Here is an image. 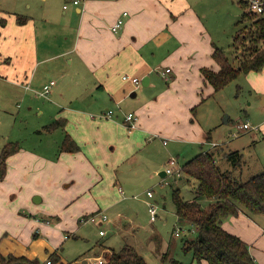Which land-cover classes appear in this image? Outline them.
<instances>
[{"label":"crops","instance_id":"1","mask_svg":"<svg viewBox=\"0 0 264 264\" xmlns=\"http://www.w3.org/2000/svg\"><path fill=\"white\" fill-rule=\"evenodd\" d=\"M57 1L59 5L55 0H41L39 5L33 0H0V108L6 110L15 98L23 104L18 111L22 121L36 117L29 138L19 140L5 160L0 179V253L35 264L52 253L57 256L52 264L61 262L59 242L76 234L78 218L95 210L104 212L101 207L113 205L114 195L124 189L132 191L141 175L158 172L160 182L170 184L163 169L167 161L160 157L162 146L188 144L190 154L195 153L187 155V161L200 151L214 152L218 144L211 133L219 124L217 110L206 120L196 118V107L219 91L213 92L200 71L219 67L211 56L217 46L211 22L220 20L215 0ZM123 10L128 13L114 32L110 26ZM166 67L170 69L162 73ZM153 71L166 83H158ZM242 73L236 88L250 87L261 115L254 121L251 147L234 150L241 170L248 164L244 157L250 156L260 172L264 171V65ZM51 80L48 93L41 94ZM109 108L112 115L103 116ZM129 111L136 117L131 128L124 118ZM54 118L64 119V126L45 130L43 126ZM229 118L226 115L225 120ZM66 134L78 145L75 151L59 149ZM183 177L192 180L184 173L172 179ZM52 200L54 206H47ZM120 218L107 217L96 225L112 221L120 228ZM221 224L249 244L256 264H264V231L247 213L240 210ZM105 233L106 229L101 235ZM189 253L188 264H208ZM88 263L82 259V264Z\"/></svg>","mask_w":264,"mask_h":264},{"label":"rangeland","instance_id":"2","mask_svg":"<svg viewBox=\"0 0 264 264\" xmlns=\"http://www.w3.org/2000/svg\"><path fill=\"white\" fill-rule=\"evenodd\" d=\"M33 1L36 5L41 3V0ZM55 1L59 5V2ZM244 1H214L215 6L217 5L219 8L216 10L220 11L217 15L220 20L214 18L211 22L213 23L212 29L215 32L214 39L217 46L222 48L229 58H233L235 54L243 53L242 47L234 48L233 35L237 28L236 21L243 9H248ZM241 41L243 45H248L249 43H246L244 39ZM152 74L158 77V83H166L156 72L153 71ZM242 81L243 73H239L213 96L206 97L196 107V118H202V121L206 120L212 110H217V121H219V124L211 129L212 140L218 143L215 153H213L215 159L218 158L217 164L221 170H232L237 178L246 179L259 171L255 170L254 161L251 160V157H244L243 160H246V164L248 161V164L241 170L239 166L233 167L231 160L224 153L235 148H239L241 151L242 148L251 147L253 129L240 130L237 124L248 121L251 126H256L254 121L261 115V107L257 104L256 94L250 90V87L244 85L240 90L236 88L237 83L241 84ZM250 100L251 104L249 103ZM22 106L23 104L20 100L13 98L9 101L6 110L0 108V149L7 142L18 145L19 140L23 138L27 140L29 138L27 135L36 117L29 116L25 122L22 121L18 115V111ZM226 115L230 117L227 121L225 120ZM87 117H90V113L87 114ZM165 147L162 146V151H160L161 161L164 158V161H167V157L170 155L177 157L180 164L195 153L190 154L189 146L186 143L177 145L172 143L169 146L167 144ZM169 147H172L170 148L171 150ZM166 165L167 162L164 164L163 169H165ZM168 176L171 177L168 178V183L170 184L160 182L162 176L158 172L151 175L143 174L135 181L136 184L132 191L129 192L124 189L123 194L114 195L117 200L113 205L101 207L111 220L113 218L116 219L118 214L120 215L119 222L123 225L120 228L113 225L112 221L111 223L104 222L100 226L96 225L97 222L87 221L82 223L78 221L79 228L75 232L76 234L74 236L70 235L67 239L62 238V241L59 242L57 251L61 262L57 261L55 264H82L83 258L88 259V264H92L99 252V256L107 259L111 250L105 248L107 246H101V243L115 250L120 249L124 244L133 246L144 256L148 264H176V262H173V258L175 260L179 259L177 260L178 264H188L187 260L191 256V253H189L191 250L183 249V239L195 238L196 230L192 224L178 225L171 200V190L177 188L183 198L191 199L194 197L195 184L192 180L187 182L185 177L174 182L172 179L174 175L168 174ZM175 177L177 178V176ZM147 190L152 192V196L149 198L146 196ZM46 201L47 199L41 202V207ZM200 202L203 206L207 204L205 198L200 199ZM48 203L47 206H54L53 200L51 204ZM148 203L156 206L157 215L153 220L150 219ZM46 216L50 219L52 218L51 215L46 214ZM248 216L264 231V222L260 219L264 218V216ZM175 226L178 227V231L180 228H184L185 232H180L181 235H175L173 230ZM99 228L106 229L105 235L99 234Z\"/></svg>","mask_w":264,"mask_h":264},{"label":"trees","instance_id":"3","mask_svg":"<svg viewBox=\"0 0 264 264\" xmlns=\"http://www.w3.org/2000/svg\"><path fill=\"white\" fill-rule=\"evenodd\" d=\"M244 4L247 5L246 0ZM235 24L234 48L242 47L243 53L229 58L222 48L214 46L211 56L218 63V69H200L204 81L212 86L213 92L222 89L239 73L260 70L264 65V6L261 12L243 9ZM242 39L249 42L248 45H243ZM64 124V119L54 118L43 127L45 130H52L63 127ZM16 148L17 144L7 142L0 149V179L5 172L6 157ZM59 149L75 151L78 145L66 134ZM213 153L208 150L200 151L182 164V171L187 179L195 182L193 198H183L177 188L171 191L177 221L180 224H192L196 230L195 238L183 239V249L191 250L195 261L206 260L208 264H256L249 244L225 229L221 222L224 217L237 214L240 210L248 215L264 216V171L246 179L237 178L232 170L220 169ZM225 155L231 160L233 167L240 166L237 150L228 151ZM203 198L207 200L204 206L200 202ZM50 258L53 262L57 256L52 253ZM106 260L103 264H148L143 255L128 244L122 245L118 250L111 248ZM16 261L35 264L24 257L0 253V264H13ZM176 261L173 258V262Z\"/></svg>","mask_w":264,"mask_h":264},{"label":"built area","instance_id":"4","mask_svg":"<svg viewBox=\"0 0 264 264\" xmlns=\"http://www.w3.org/2000/svg\"><path fill=\"white\" fill-rule=\"evenodd\" d=\"M70 1L73 4H77L80 2V0H70ZM246 2H247V7L250 10H253L256 12H261L263 10L264 0H246ZM66 6H67V3H64L63 7H66ZM127 13L128 12L126 10H123L121 15L115 19V21L110 26V29L112 31L116 32L120 29V27L123 23V17ZM169 69H170L169 67H166L164 70H162V73L168 71ZM133 81L137 82L136 79H134ZM51 83H53V80H51L48 85L44 86L43 90L41 91V94L45 95L46 93H48V89H49V86ZM112 112H113V110L111 108H109V109H106L104 112H102V115L108 117V116L112 115ZM124 118H125V121H126L128 127L131 128L134 125V120L136 118L134 112H132V111L126 112ZM237 126L240 130L256 128V126H251L248 122L238 123ZM211 144L214 145L216 143L212 142ZM164 171L166 174H172V175L178 176V177L183 174L182 165L179 164V162L175 156H170L168 158L167 165H166ZM146 194L148 197H151L152 196L151 190H147ZM148 211L150 214V219L153 220L157 215L155 204L148 203ZM78 219L80 222L91 221V222H97L98 223L100 221L106 220L107 215L104 212H102L101 210H95V211H92L90 213L81 215ZM45 221L49 222L50 219H46ZM99 233L103 234L104 229H100ZM175 234H179L178 229L175 230ZM64 237H67V234H64ZM106 261H107L106 258H103L102 256H96L95 259L92 261V264H103ZM38 264H52L51 258L48 257L43 262H40Z\"/></svg>","mask_w":264,"mask_h":264}]
</instances>
